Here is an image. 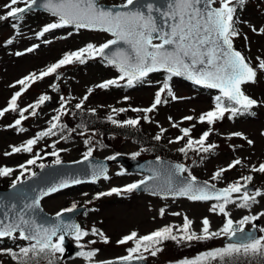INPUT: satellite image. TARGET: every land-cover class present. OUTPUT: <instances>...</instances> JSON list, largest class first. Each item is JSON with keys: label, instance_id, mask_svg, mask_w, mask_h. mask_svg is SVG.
I'll use <instances>...</instances> for the list:
<instances>
[{"label": "rangeland", "instance_id": "1", "mask_svg": "<svg viewBox=\"0 0 264 264\" xmlns=\"http://www.w3.org/2000/svg\"><path fill=\"white\" fill-rule=\"evenodd\" d=\"M102 2L122 4L124 0H102ZM7 3L9 0H0V15L5 14L4 5ZM216 6H219L218 3ZM237 17L240 21L237 25L240 35L233 41L234 48L242 47L247 60L253 67H256L259 60L264 59V34L259 32V29L264 28V0H248L247 5L239 11ZM55 19L48 12L35 10L25 16L18 29L13 27L11 20L0 21V110L8 106L11 97L16 92L22 91V86L17 83L19 80L31 73L39 75L49 66L58 62L65 54L84 48L89 43L99 46L114 39L111 34L106 32L77 30L74 27L55 29L38 38L37 34L46 25L55 22ZM252 27H255L257 31L253 32ZM9 39L13 41L11 44L7 43ZM37 45L38 47H34ZM28 48H34V50L28 52ZM17 52L23 54L16 55ZM119 76L120 73L116 67L110 66L106 60L96 57L87 59L84 64L73 63L63 66L57 70V73L37 80L26 91H23L17 101V111L6 112L3 117H0V167L5 165L14 169L10 177L0 178V189L9 188L20 172L19 166L29 159L35 158L43 148V151H46L53 147H62L66 152L65 162L76 161L84 157L88 145L83 141L84 134H80L83 131L76 129L79 126L77 118L69 117V114H64V120L63 118L61 120L65 129L62 131H64V135L68 133L71 136L73 130L76 129V134L72 136L73 140L67 136L60 140L51 137L41 138L31 153L22 151L5 155V153L11 152L13 146L19 147L26 144L29 139L35 138L43 130L42 128L49 120L51 113L62 103L61 97L67 100L70 105L81 103L83 107L99 110L105 115L112 111L113 105L118 104L130 103L134 107L148 108L153 103L155 93L161 86L165 74L162 72L151 74L145 78L144 82L136 83L133 87H127L126 80H120V86H111L107 89L97 87L105 81L118 79ZM171 85L174 94L180 99L172 100L164 95L163 98L167 102L148 114L150 117V121L147 123L150 130L148 131L149 135L154 137L157 132L164 130L163 134L169 146L178 151L186 147L189 138L185 137L177 141V137L183 135L180 131L181 128L191 129L190 136L193 140L199 139L203 132L211 128L206 146L214 144L216 147L208 153L197 150L194 159H190L191 164L197 165H192L190 172L196 178L217 183L216 185L219 186H228L237 181L243 182L242 177L251 175L253 179L250 185L254 184L261 192H264V174L251 171L253 166L259 167L261 163H264V135H261L264 133V72H258L256 83H247L242 86L246 95L259 102L258 106L254 108V117L236 116L229 119L230 114L226 113L223 120L212 126L200 123L199 116L214 107L215 97L219 96L217 90L194 87L176 77L172 79ZM89 90H91L90 94ZM42 95H47L51 103H44L37 108L35 116L30 115L32 109L25 113L27 119L23 120L21 125L24 131L8 127L20 118V109L35 104ZM86 95L88 99L84 100ZM126 97L127 99H125ZM187 116H191L193 119L185 120L184 117ZM173 123L178 126L173 127ZM237 132L243 133L248 139L254 141L253 145L250 146L246 140L231 135ZM103 140L105 147L92 156L108 158L121 153L133 157L132 154L140 152L138 158L147 157L142 153L139 145L126 137L109 134L105 135ZM235 159H240L242 165L225 172L219 180L212 179L216 171L227 168ZM121 171L124 172V167L120 163H116L110 168L107 174L108 179L102 178L93 184H84L61 191L42 200L44 209L51 214L69 208L73 203L77 207L87 206L88 210L78 217L82 228L89 233L92 228H96L103 231L110 240L108 244H104L99 242L98 237L89 235L81 241L86 245L85 250L99 249L94 258L96 261H112L127 255V249L134 246L133 242L119 245L117 241L132 232H136L138 237H142L165 226H171L175 232L182 227L185 216L192 221L191 229L197 234L202 232V221L205 217L210 222L211 231L216 232L223 228L226 218L221 214L211 212L210 208L214 203L209 201H191L186 197H161L136 191L102 196L96 199L98 193L108 192L112 188H123L146 177L145 174L139 172H124L123 175H117ZM256 199L257 203L252 204L250 208L229 204L226 210L229 212L230 218L234 222H238L245 216H258L259 219L256 221H259V229L264 228V216L260 215L264 213V197ZM161 210H163V215H161ZM254 222H250L246 226L250 228ZM262 235L264 232L259 231V236ZM226 237L221 235L207 241H192L182 244L173 243L171 240L165 241L163 246H159L162 251L157 256L152 257L149 253H144V256L150 264H180L185 259H194L205 252L225 247L227 245ZM92 239H97L98 242L95 245H88L87 241ZM71 240L76 243L73 238ZM25 245H27L25 240L10 238L0 240V249L17 250L18 252ZM255 259L260 258L248 260L255 261ZM218 261H213V264ZM62 263L86 264V261L76 255L65 261L62 260ZM0 264H17V262L11 255L2 253L0 254Z\"/></svg>", "mask_w": 264, "mask_h": 264}, {"label": "snow or ice", "instance_id": "2", "mask_svg": "<svg viewBox=\"0 0 264 264\" xmlns=\"http://www.w3.org/2000/svg\"><path fill=\"white\" fill-rule=\"evenodd\" d=\"M217 3L219 6H214ZM246 3L247 0H165V4L157 5L151 0H124V3L119 6L106 8L99 3V0H9V3L4 5L6 12L0 15V21L11 20L14 28H19L20 22L34 7L42 8L56 18L55 22L46 25L37 34L38 38L55 29L74 27L77 30L87 29L106 32L111 34L114 39L99 46L89 43L84 48L65 54L58 62L49 66L39 75L31 73L19 80L17 83L22 86V91L16 92L11 97L8 106L0 110V117H3L6 112L17 111L18 99L32 83L57 73V70L63 66L73 63L84 64L87 59L96 57L106 60L108 64L116 67L120 73L118 79L99 84L97 87L101 89L120 86V80H126V86L133 87L136 83L144 82L150 73L162 72L165 74L151 106L143 109H132L135 112H143L142 119L146 121H150L149 113L154 112L159 105L167 102L163 98L164 95L172 100L180 99L174 94L171 85L174 77H183L195 85L219 90L220 95L215 97L214 108L199 116L200 123H207L212 126L223 120L226 113L230 114L229 119L238 115H253L252 109L257 107L259 102L246 95L242 90V86L247 83H256L258 72H264V59H260L258 65L253 67L251 62L234 48L233 44L234 39L240 35L237 27L240 21L236 14L238 9L242 10ZM251 30L253 32L257 31L255 27H252ZM259 32L264 34V28L259 29ZM12 42L11 39L7 41L8 44ZM121 43L129 46L127 51L117 48L111 55L108 54L106 50ZM34 47H38V45ZM33 50L34 48L27 49L28 52ZM22 54L20 52L16 53V55ZM53 87L55 88V85ZM90 92L91 90H89V94ZM49 99L47 95H42L35 104L20 109V118L8 127H15L19 131H24L21 125L22 121L27 119L25 113L32 109L30 115L35 116L36 109ZM83 99L87 100L88 96L86 95ZM61 101V109L56 116L52 117L50 127L46 131L38 133L35 138L29 139L22 146H13L11 152L5 153V155L22 151L31 153L39 139L55 135L54 130L58 127L63 130L64 125L59 122L61 116L67 114L65 105L68 101L63 97H61ZM81 107V103L76 105L77 109ZM92 111L94 113L95 110ZM112 111L118 114L127 111V109L113 108ZM107 119L117 126L135 127L140 123L141 118L119 121L109 115ZM184 119L190 121L193 117L187 116ZM172 126L177 127L178 125L173 123ZM180 131L183 135L177 137V141L189 137L186 147L180 149L185 154H187V150L193 149L194 145L199 147L193 150H202L205 153L216 147L214 144L206 146L211 128L203 132L197 140L191 138V129L181 128ZM80 134L83 135L84 133ZM161 135H157L155 139L160 140ZM231 135L246 140L250 146L254 143L243 133L237 132ZM261 135H264V133H261ZM89 143V140H85L86 145ZM93 151L94 149L89 147L83 159L88 161L92 157ZM51 154L56 156L55 164L62 163L58 152ZM118 155L110 156L107 159L116 160ZM132 155L133 158H136L140 155V152ZM37 159H40L39 154H36L34 159H29L26 165H20L21 174L13 180L10 185L11 189H16L18 185L25 183L21 177L29 171L27 166L35 165ZM238 165H242V161L235 159L227 168L216 171L212 179L219 180L225 172ZM38 166L40 168L45 167L43 164ZM13 171L14 169L9 167H0V178L10 177ZM251 171L264 174V163H261L259 167L253 166ZM106 172V167L102 165L95 166L92 174L93 182L101 177L108 179ZM185 172L189 173L188 177L181 179L180 177ZM123 174V171L117 173V175ZM35 175L36 173L32 172L29 179ZM160 175V170L155 169L151 176L128 184L123 188H112L108 192L98 193L95 198L132 193L143 186L150 188L153 194H156L157 189H159L160 193L165 195L187 197L191 201H216L212 204L210 211L221 214L226 218L223 228L216 232L211 231L210 222L205 217L202 221V232L197 234L191 229L192 221L185 216L182 227L175 232L171 226H165L142 237H138L136 232H132L117 241L119 245L133 242L134 246L127 249V255L118 258L116 261H96L94 258L97 256L99 249L84 250L86 245L82 244L81 241L89 235L98 237L99 242L104 244H108L110 240L103 231L92 228L91 233H89L79 224L65 222L62 219L65 213L76 210L77 205L75 203L71 207L58 212L56 214L57 222L51 225L39 224L31 217L32 210L39 207L40 199L44 196L82 182L79 179H73L62 181L44 190L36 198H33L30 204H25L19 211H17L15 203L5 204L0 201V209L3 210L2 217H0V239H20L28 242V245L21 247L18 253L11 249H0V254L7 253L11 255L17 264H40L41 260L46 261L47 264H58L60 257L57 254L62 256L65 253L66 238L70 237L76 241L77 246L81 249L77 255L82 257L86 264H133L134 261L146 259L144 253H149L152 257L157 256L162 251L159 245L165 241L171 240L182 244L192 241H207L221 235L227 236L231 240L239 233L241 234V242L228 243L223 248L205 252L194 259H185L180 264H213V261H226V258V264H240L242 259L250 258L264 260V235L257 236L255 233H246L244 228V225L258 220L259 217L245 216L240 221L234 222L226 210L229 204H236L241 208H250L252 204L257 203V197H264V192L260 190H256L254 193L247 190L253 176H244L241 178L243 182L237 181L217 190L214 184H208L207 182L203 185L199 184L196 177L192 176L182 164L169 167L166 179L162 184L149 183L157 180ZM161 215H163V210H161ZM260 215L264 216V213ZM253 227L255 228V224ZM259 231L264 232V228H260ZM97 242V239H92L88 240L87 244L95 245Z\"/></svg>", "mask_w": 264, "mask_h": 264}, {"label": "water", "instance_id": "3", "mask_svg": "<svg viewBox=\"0 0 264 264\" xmlns=\"http://www.w3.org/2000/svg\"><path fill=\"white\" fill-rule=\"evenodd\" d=\"M151 2H154L157 5L165 4V0H151ZM99 3L106 8H113V6L121 5V4H108V3L102 2L101 0H99ZM32 10L44 11L42 8H36V7H34ZM117 48H122L127 51L129 46L121 43L120 45L111 46V48L106 51L108 52L109 55H111V53L116 51ZM178 78H180L181 80L185 82L193 84L191 81L183 77H178ZM196 86H199V85H196ZM199 87H203V86H199ZM215 90H218V89H215ZM48 103H51V101L50 100L46 101V104ZM116 163H120L124 167V172H139V173L145 174L146 177L153 175V170L159 169L161 172L160 177L157 180L150 181L149 182L150 184H157V183L162 184L164 180L166 179L167 169L169 167L174 166L176 164H182L185 166V164L182 162L173 161V160H170L168 158H163V157L131 158L123 154H119L116 160H108L107 158H100V157L92 156L88 161H85L82 158V159L72 161V162H62L59 165L54 163V164L45 165L44 168H41L38 171H36L35 176H32L31 179H29V177L26 178L24 180L25 183L18 185L16 189H11V187L7 189H0V201H3L5 204L15 203L17 205V211H19L20 209L24 207L25 204H30L33 198H36L41 192L50 188L53 185L59 184L62 181L79 179L82 182L80 184L71 185L70 187L63 189L61 191L75 188V187H78L84 184L95 183L102 178V177L98 178L93 182L92 174H93V170L95 166L102 165L106 167L107 169L106 175H107L111 166ZM186 177H188V175H186V173H183L180 178L183 179ZM196 179H197V182L201 185H203L205 182H207L208 184H213L211 182L205 181L200 178H196ZM215 188L219 190L225 187L215 185ZM254 188L255 186L253 185L247 186V190H254ZM61 191H58L56 193H59ZM136 192H145V193H149L152 195H158L161 197H173L171 195H165L163 193H160L159 189H157L156 194H153L150 188H145L143 186L141 189L136 190ZM56 193H53L51 195H54ZM51 195L44 196L43 198L51 196ZM176 197H182V196H176ZM43 198L40 199L39 207L32 210L31 212L32 219H34L37 223L44 224V225H51L53 223H56L57 222L56 214L58 212L55 214H51L47 212L42 205ZM86 210H87V206L77 207L74 212L65 213L62 219L65 222L76 223L81 226V223L78 217L79 215L84 213ZM2 214H3V210L0 209V217H2ZM255 223L259 224V221H255ZM244 228H245L246 233H255V235L259 236L258 228L256 225H255V228L253 227L252 229H248L246 227ZM226 242L227 243L241 242V234L238 233L237 236L232 238L231 240L227 238ZM65 248H66V251L63 254V258H70L72 256H75L78 252L81 251V249L71 241L70 237L66 238ZM113 261H116V260H113ZM133 264H150V263L146 259H144L141 261H134Z\"/></svg>", "mask_w": 264, "mask_h": 264}, {"label": "trees", "instance_id": "4", "mask_svg": "<svg viewBox=\"0 0 264 264\" xmlns=\"http://www.w3.org/2000/svg\"><path fill=\"white\" fill-rule=\"evenodd\" d=\"M247 3H248V0H247ZM247 3L243 6V9L247 5ZM239 11L240 10L238 9L237 14L239 13ZM237 49L240 52H243V53L245 52V50L242 49V47H240V46H238ZM110 66H113V65H110ZM219 95H220V93H219ZM61 104L57 109H55L51 113L49 120L47 121L45 126L42 128L43 129L42 131H46L50 127V123L52 122V117L56 116L59 113V111L61 109ZM214 106H215V104H214ZM112 107L116 108V109H127V111L120 112L118 114L114 113L113 111H110L109 114L105 115L101 111L96 110V109H94L95 111L93 113V111H92L93 109H89L87 107L82 106L80 109H77L76 105H70L68 103L65 105V110H66L67 114H69V117H76L77 118L79 126L76 129H81L83 131V133H84L83 141L84 142H85V140L90 141V143L88 144V148L92 147L94 149L93 154H97L99 151H101V149L103 147H105L103 137L105 135L110 134V135H117V136H122V137H126V138L130 139L131 141H133L134 143L139 145V147L141 149H143L142 153L146 154V156H148V157H165V158H168L171 160L185 162L186 168L189 170V172H190V169L192 168V165H197L194 163L193 164L190 163V159L192 158V160H193L194 159L193 157L197 152V150H193V149H197V147L195 145L193 146V149L187 150V154H185L184 152H181L180 149L178 151H175L169 146L168 142L165 139V135L164 134L161 135V132H157L155 134L156 136L161 135L162 140H160V141L155 139L156 136L151 137L149 135L148 131H150V130L148 129V126H147V123L149 121L142 119V117L144 116V113L132 111V109L138 108V107H134L130 103L113 105ZM213 108L214 107H212L209 110H212ZM209 110H207V111H209ZM252 112L254 113V109H252ZM109 115H112L114 119L119 120V121H125L128 119H137V118H141V119H140V123L135 127L127 126V125L121 127V126H117V125L112 124L107 119ZM254 115H255V113L253 115H238L237 117L252 118V117H254ZM62 118L64 120V115L61 116V120H62ZM61 120L59 122L60 124H61ZM64 123H65V121H64ZM65 128H66V123H65ZM76 129L73 130V132H72L73 134H71V136H69L70 134H68V133H65V135H64V131L60 130V128L58 127L57 129L54 130L56 132L55 135H49V136L42 137V138L51 137L53 139H59L60 140L63 137L67 136L69 139H72V136H74V134H76ZM42 131H40V132H42ZM88 148H87V150H88ZM43 150H44V148H43ZM43 150L42 151L40 150V154H39L40 159L36 160V164L27 166L29 171L25 172L24 176L21 177L23 180L26 179L27 177H29L32 172L38 171L40 169V167L38 165H40V164L47 165V164L55 163L56 156L51 154L53 152H58L59 158L61 159V161H66V156H65L66 152L64 151V149L62 147H53L50 150H46V151H43ZM87 150H86V152H87ZM23 165H26V163H24ZM3 167H9V166L3 165ZM19 169H20V172L18 173L17 176H20L21 171H22V169L20 167H19ZM191 175L194 176L192 173H191ZM25 242L28 245V242L27 241H25ZM173 243H175V241H173ZM163 244H164V242L161 244V246H163ZM27 245H25V246H27ZM14 252H17V250H15ZM57 255L60 257L59 254H57ZM226 261H227V258H226ZM226 261H220L219 260L216 264H226ZM40 264H47V262L44 260H41ZM58 264H63L61 257L58 261ZM240 264H264V261L260 260V259H255V261H250L248 259H242Z\"/></svg>", "mask_w": 264, "mask_h": 264}, {"label": "flooded vegetation", "instance_id": "5", "mask_svg": "<svg viewBox=\"0 0 264 264\" xmlns=\"http://www.w3.org/2000/svg\"><path fill=\"white\" fill-rule=\"evenodd\" d=\"M256 190H259V188L257 187ZM256 190H254V192H255ZM254 192H252V193H254ZM252 226H253V225H252Z\"/></svg>", "mask_w": 264, "mask_h": 264}, {"label": "bare ground", "instance_id": "6", "mask_svg": "<svg viewBox=\"0 0 264 264\" xmlns=\"http://www.w3.org/2000/svg\"><path fill=\"white\" fill-rule=\"evenodd\" d=\"M170 241V240H169Z\"/></svg>", "mask_w": 264, "mask_h": 264}]
</instances>
